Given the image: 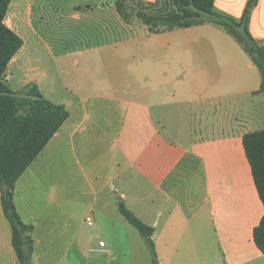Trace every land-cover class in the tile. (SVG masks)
Segmentation results:
<instances>
[{
  "label": "crops",
  "instance_id": "crops-1",
  "mask_svg": "<svg viewBox=\"0 0 264 264\" xmlns=\"http://www.w3.org/2000/svg\"><path fill=\"white\" fill-rule=\"evenodd\" d=\"M117 1L12 0L5 17L23 45L4 82L12 92L35 84L69 112L15 186L32 264H72V241L61 238L81 215L108 241L95 249L99 264H155L120 203L153 229L158 264H264L254 242L264 205L243 147L264 130L261 72L208 24L151 34ZM247 3L215 7L239 19ZM249 30L264 44V0ZM76 181L86 193L73 202ZM0 264H20L1 202Z\"/></svg>",
  "mask_w": 264,
  "mask_h": 264
},
{
  "label": "trees",
  "instance_id": "trees-1",
  "mask_svg": "<svg viewBox=\"0 0 264 264\" xmlns=\"http://www.w3.org/2000/svg\"><path fill=\"white\" fill-rule=\"evenodd\" d=\"M12 0H0V202L11 223L12 245L20 264H32L33 227L21 220L15 206V186L40 156L55 134L69 118L64 106L46 99L35 84L12 92L4 82L9 63L23 42L5 24ZM216 0H155L144 3L118 0L116 7L127 23L139 21L151 34L212 23L229 33L249 55L262 75L264 93V44L254 39L249 30L251 15L259 0H248L241 18L227 15L215 7ZM255 186L264 205V130L248 133L243 138ZM120 213L145 240L155 264L157 255L153 229L143 224L126 206ZM254 242L264 255V216L254 230Z\"/></svg>",
  "mask_w": 264,
  "mask_h": 264
},
{
  "label": "rangeland",
  "instance_id": "rangeland-1",
  "mask_svg": "<svg viewBox=\"0 0 264 264\" xmlns=\"http://www.w3.org/2000/svg\"><path fill=\"white\" fill-rule=\"evenodd\" d=\"M133 23H135L136 25H142L136 19H133ZM206 24H208L210 26L211 31L217 30V31H220L221 33H226V34L230 35L225 30H223L221 27H218L212 23H206ZM231 38H232L233 43L234 42L236 44L238 43L232 36H231ZM184 39L186 41V38H184ZM85 184L86 183H84L82 181L72 182L73 202L79 201L76 199L75 196L81 195L82 192L86 193ZM50 191H53V190H50ZM73 223H74V221H73ZM129 227L132 229L131 231L134 233L133 236H135V235L138 236L141 243L143 245H145L144 239L142 238L140 233L134 227H132V226H129ZM56 236H58V235H56ZM61 240L66 243V246H67L68 240L72 241V248H73L72 264H85L84 262H80L79 260H77L75 258V251H76V244L75 243H77V241H79L81 243L82 249L86 252V254H85V258L87 260L86 264H99V263H101V258H102L101 254L95 252V249H97L99 247V244L101 241H103L104 243L108 242L106 237H105L104 231L103 232L100 231L95 224L90 226L86 222V217L84 215H81L80 218H78L77 228L74 229L73 227H71L70 231L66 230L65 236L62 235ZM64 264H68V262L65 261ZM110 264H113V263H110ZM114 264H116V263H114ZM121 264H123V263H121Z\"/></svg>",
  "mask_w": 264,
  "mask_h": 264
},
{
  "label": "built area",
  "instance_id": "built-area-1",
  "mask_svg": "<svg viewBox=\"0 0 264 264\" xmlns=\"http://www.w3.org/2000/svg\"><path fill=\"white\" fill-rule=\"evenodd\" d=\"M87 221H88V224H89L90 226L93 225V220H92V218L89 217ZM104 246H105V243H104V242H101V243H100V247H104Z\"/></svg>",
  "mask_w": 264,
  "mask_h": 264
}]
</instances>
